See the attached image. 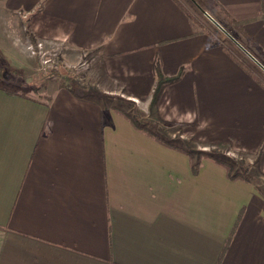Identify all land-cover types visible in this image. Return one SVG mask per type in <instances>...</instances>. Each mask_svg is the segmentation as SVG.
<instances>
[{
    "label": "crops",
    "instance_id": "1",
    "mask_svg": "<svg viewBox=\"0 0 264 264\" xmlns=\"http://www.w3.org/2000/svg\"><path fill=\"white\" fill-rule=\"evenodd\" d=\"M214 2L264 53V0ZM38 43L70 67L94 60L103 94L121 78L157 83V61L164 77L182 71L143 116L183 142L260 154L264 172V86L180 0H0V56L32 58ZM44 91L0 85V264H264L255 180L212 160L194 174L177 133L162 130L177 149L162 144L101 93Z\"/></svg>",
    "mask_w": 264,
    "mask_h": 264
},
{
    "label": "rangeland",
    "instance_id": "2",
    "mask_svg": "<svg viewBox=\"0 0 264 264\" xmlns=\"http://www.w3.org/2000/svg\"><path fill=\"white\" fill-rule=\"evenodd\" d=\"M181 3H183L192 13L193 18L196 19V21L199 23L200 28L207 32L208 35L212 38V40L215 42V44H220L223 46L226 50L232 51L235 56L238 57L239 60H237L240 63H245L248 65V67L251 69V71L254 74V78L259 82L260 84H263L264 86V70L260 68L237 44L236 42L228 36L223 30L218 28L206 15V12L212 15V17L217 20L220 25L225 29L228 28L232 33V37L240 44H242L247 51H249L260 63L261 61L264 62V53L254 45L249 39H246L244 36H242L240 33H238L236 30H232L228 27L227 23L224 22L222 19V16L219 11L213 7L212 4L209 3L207 0H180ZM25 26H27V23L25 22ZM227 32V31H226ZM231 35V34H230ZM11 55L9 58H5L0 56L2 60L5 61V63L10 68L11 72H14V75H12V78L9 79L10 83L1 85L6 86L9 88L16 89L17 91L21 92H27L30 95L38 96L39 93L43 94L45 93L44 89H49L51 86L55 85H62L61 80L59 79H53V80H45L41 81L39 83H33L35 79L40 76V73L47 69L51 68L54 65L56 56H50L46 55L44 57L37 55L33 56L32 58H28L24 55L23 52L17 51L15 53H10ZM88 60V59H87ZM92 61V62H90ZM90 62V63H89ZM88 63L91 65L89 67V64L87 67H74L78 70V78L75 82L77 84H80L82 87H88V91H96L97 93L99 90H97L100 87H97V81L102 83V80H105V76L101 74H97L94 72L95 69L93 66L94 60H88ZM262 64V63H261ZM263 65V64H262ZM89 71H93V73H89ZM34 77L29 78V77ZM30 79L28 83L25 84V79ZM258 79L260 81H258ZM24 81V83H23ZM118 83L116 85H113V88H115L117 91L113 92L112 94H103L107 96L108 100H115V105L118 107H124L132 110L133 116H138L140 119V122L142 125L147 128L148 130L152 131V133H155L157 136H165L164 139L169 140V138H166L167 132H163L162 130H168V132L177 133L176 137L174 138V141L177 145H183L186 148H189L188 151H186L188 154H192L195 161L204 159L205 156L211 155L218 158H223L227 160H231L234 164V173H240L243 176H246L247 178L253 179L256 181L259 189L264 194V172L261 171L259 167V159L260 154L257 155H245L243 156V152H239L242 154H238V151L236 152L233 150V146L228 147L229 151H222L221 148L217 146H206L208 145L207 141H203L202 139H199L197 137H191L184 140L179 139L180 138V132L182 133L183 128L180 126H174L173 124H161L162 128H159V125L152 121L151 119L145 118L143 115L146 114V112L149 111L154 106L152 105L153 101V94L156 87V83H154L153 87L150 89V93L148 95L137 97L136 95L131 94L130 87L131 85L126 86L123 83ZM100 85V84H99ZM135 93V92H134ZM130 98L131 101H128ZM114 102V101H113ZM139 112V115H138ZM156 124V125H155ZM157 133V134H156ZM162 138V137H159ZM181 140V141H180ZM171 141V140H169ZM173 141V139H172ZM227 156V157H226ZM228 161V160H227ZM251 167H253L252 170Z\"/></svg>",
    "mask_w": 264,
    "mask_h": 264
},
{
    "label": "trees",
    "instance_id": "3",
    "mask_svg": "<svg viewBox=\"0 0 264 264\" xmlns=\"http://www.w3.org/2000/svg\"><path fill=\"white\" fill-rule=\"evenodd\" d=\"M209 1L215 4V7H217L218 11L223 15V18H224V20L227 23L229 28H231L232 30H236L238 33H240L246 39H250V36L246 30V26L244 23H240V22L235 21L225 11V9H223L219 4L215 3L214 0H209ZM193 20L195 21V23L199 24L196 21V19L193 18ZM225 30L229 34H231V36L233 35V33L228 28L226 29V27H225ZM236 41L238 42V40H236ZM230 54L234 59L238 60L232 53H230ZM261 63L264 66V62L261 61ZM240 64L246 70H248V72L250 74H253L251 69L248 66H246L243 62ZM155 73H156V76L158 77V80H157L156 87H155L154 94H153L152 105L155 104L156 100L158 99V96L162 93L163 88H165L168 85L177 83L181 79V76H182V71H181L180 74L176 77H173V78L164 77L162 74V71H161L160 63L158 61L155 64ZM12 75H14V72H11L10 68L5 63V61L0 58V85L10 83L9 79L12 78ZM77 78H78L77 68L68 66L63 61V59L58 55L57 58L55 59L54 65L51 68H47V69L43 70L40 73V76H38V78L35 79L33 83H39V82L45 81V80L59 79V80H61L62 84L71 92H75L78 94L89 93V91H87V90L84 92L83 90L80 89L79 84H77V82H75ZM119 81L121 83L125 84L126 86L131 85V87H130L131 94L136 95L137 97H139L140 94H141V96L143 95V97L148 95V93H150V89L153 87V85L155 83V79L139 78V77L121 78V79H119ZM258 81H260V80L258 79ZM50 99L51 98H47V100H50ZM118 112L122 113V115H124L137 129L141 130L142 132H144L150 136L157 138L154 133H152L150 130H148L147 128H145L142 125L138 116H132V115L127 114L125 112H120V111H118ZM157 139L162 144H164L168 147L176 148V149L178 148L176 145L173 144V142H171L167 139L159 138V137ZM189 155L191 157L192 169H193L194 174L199 173L202 162L204 160H212V161L216 162L217 164L223 166L227 170V173H228V176L230 179H232V180H244V181L250 180L249 178L241 175L240 173H237V174L234 173V164H233V162H231V160H229V158H227V160H228L227 161L223 158H218V157H214L211 155H207L204 157V159L202 158V160L195 161L193 158V155L192 154H189Z\"/></svg>",
    "mask_w": 264,
    "mask_h": 264
},
{
    "label": "water",
    "instance_id": "4",
    "mask_svg": "<svg viewBox=\"0 0 264 264\" xmlns=\"http://www.w3.org/2000/svg\"><path fill=\"white\" fill-rule=\"evenodd\" d=\"M207 17L221 30H223L228 36H230L236 44L260 67L264 70V66L249 52L247 51L239 42H237L226 30L212 17L206 12Z\"/></svg>",
    "mask_w": 264,
    "mask_h": 264
},
{
    "label": "built area",
    "instance_id": "5",
    "mask_svg": "<svg viewBox=\"0 0 264 264\" xmlns=\"http://www.w3.org/2000/svg\"><path fill=\"white\" fill-rule=\"evenodd\" d=\"M28 49L33 56L40 55V56L44 57L47 55L45 50H44V44L43 43H38L37 45L30 44L28 46Z\"/></svg>",
    "mask_w": 264,
    "mask_h": 264
}]
</instances>
